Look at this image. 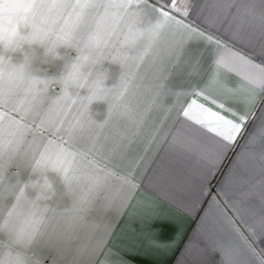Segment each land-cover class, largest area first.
<instances>
[{"label": "crops", "instance_id": "obj_1", "mask_svg": "<svg viewBox=\"0 0 264 264\" xmlns=\"http://www.w3.org/2000/svg\"><path fill=\"white\" fill-rule=\"evenodd\" d=\"M0 264H264V0H0Z\"/></svg>", "mask_w": 264, "mask_h": 264}, {"label": "rangeland", "instance_id": "obj_2", "mask_svg": "<svg viewBox=\"0 0 264 264\" xmlns=\"http://www.w3.org/2000/svg\"><path fill=\"white\" fill-rule=\"evenodd\" d=\"M45 72H36V78L34 79V77L32 76L31 78V84L32 85H36L37 88V97H38V101L40 103H43L44 101V97H45V86H46V81H45ZM28 83V82H27ZM27 96V95H25ZM32 97V95H31ZM43 109V108H42ZM42 116H43V110H42Z\"/></svg>", "mask_w": 264, "mask_h": 264}]
</instances>
